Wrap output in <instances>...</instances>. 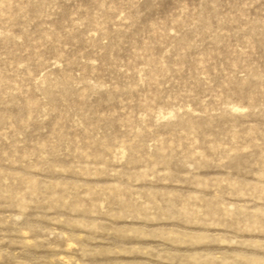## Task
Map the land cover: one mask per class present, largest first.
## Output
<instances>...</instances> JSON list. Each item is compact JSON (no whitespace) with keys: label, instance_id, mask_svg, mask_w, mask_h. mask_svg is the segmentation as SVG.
I'll return each mask as SVG.
<instances>
[{"label":"rangeland","instance_id":"obj_1","mask_svg":"<svg viewBox=\"0 0 264 264\" xmlns=\"http://www.w3.org/2000/svg\"><path fill=\"white\" fill-rule=\"evenodd\" d=\"M0 264H264V0H0Z\"/></svg>","mask_w":264,"mask_h":264}]
</instances>
